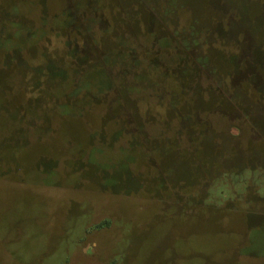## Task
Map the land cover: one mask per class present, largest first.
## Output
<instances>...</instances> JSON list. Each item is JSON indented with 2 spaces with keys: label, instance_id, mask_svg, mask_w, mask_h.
<instances>
[{
  "label": "rangeland",
  "instance_id": "obj_1",
  "mask_svg": "<svg viewBox=\"0 0 264 264\" xmlns=\"http://www.w3.org/2000/svg\"><path fill=\"white\" fill-rule=\"evenodd\" d=\"M0 264H264V0H0Z\"/></svg>",
  "mask_w": 264,
  "mask_h": 264
}]
</instances>
